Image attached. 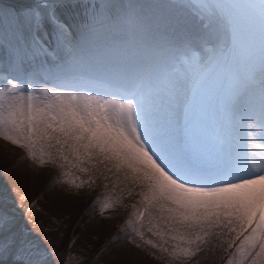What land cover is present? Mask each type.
Returning <instances> with one entry per match:
<instances>
[{
    "label": "snow or ice",
    "instance_id": "obj_1",
    "mask_svg": "<svg viewBox=\"0 0 264 264\" xmlns=\"http://www.w3.org/2000/svg\"><path fill=\"white\" fill-rule=\"evenodd\" d=\"M148 9H13L0 34V140L56 185L101 183V218L126 213L111 241L161 264H199L216 248L223 264H264V0ZM105 34L128 43L98 46ZM25 252L0 211V257L41 264Z\"/></svg>",
    "mask_w": 264,
    "mask_h": 264
},
{
    "label": "bare ground",
    "instance_id": "obj_2",
    "mask_svg": "<svg viewBox=\"0 0 264 264\" xmlns=\"http://www.w3.org/2000/svg\"><path fill=\"white\" fill-rule=\"evenodd\" d=\"M88 1H93L97 6H120L121 3V0H81L85 4ZM31 2L32 0H0V34L5 31L10 34L13 25L12 10ZM176 2L180 0H131L132 5L143 6L145 12L149 11L148 6L151 5ZM118 40V35L105 34L99 37L97 44L116 48L126 44ZM11 164L13 168L8 173ZM55 175L50 169L35 167L24 158L21 150L0 140V211L12 217L17 235L25 228L37 240L52 232L63 233L58 247H51L46 255L47 260L44 258L41 264H63L66 259H70L71 264H90V258L94 254L101 264H117L115 261H120L121 264H161L160 260L152 259L147 254L150 251L147 248L136 249L119 239L111 241L126 213L124 209L108 210L104 213L107 219L101 218L98 214L99 205L93 206L94 201L103 200L106 195L101 183L98 182L91 189H69L65 185L54 184ZM20 197L24 199L21 200ZM222 255L219 248L210 250L199 258V264H223ZM14 260L9 257L8 261L0 264H14Z\"/></svg>",
    "mask_w": 264,
    "mask_h": 264
},
{
    "label": "rangeland",
    "instance_id": "obj_3",
    "mask_svg": "<svg viewBox=\"0 0 264 264\" xmlns=\"http://www.w3.org/2000/svg\"><path fill=\"white\" fill-rule=\"evenodd\" d=\"M12 168H13V164H11L9 166L8 173L10 172V170ZM0 210H1V207H0ZM62 231H64V230H62ZM14 235L17 236L19 239L24 241V244L26 247V252H25L24 257H23L24 259H27L28 253L31 252L34 254H36V253L42 254L41 256H39L37 258H40V260H43L45 258V260H47L46 255L49 253L50 248L53 246L58 247L60 240L63 236V233L60 232V234H58L57 232H52L51 234L49 233L47 235V237L49 236L48 238L46 236H44V237H42V239L39 240V238H38V240H37V238L31 237L29 234V231L25 228L21 231L20 234L18 232V235L14 231ZM43 238H45V239H43ZM55 247H53V248L55 249ZM9 257L16 259V257H14L12 255H5L3 257H0V262L8 261ZM90 259H91L90 260L91 262L89 261L90 264H101L100 259L97 258V256L95 254ZM115 262L117 264H121L120 261H115ZM71 263H72V261L70 259H66V264H71Z\"/></svg>",
    "mask_w": 264,
    "mask_h": 264
}]
</instances>
